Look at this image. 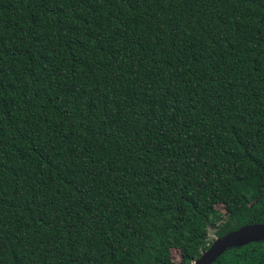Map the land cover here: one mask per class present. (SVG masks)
Returning a JSON list of instances; mask_svg holds the SVG:
<instances>
[{
    "label": "trees",
    "instance_id": "obj_1",
    "mask_svg": "<svg viewBox=\"0 0 264 264\" xmlns=\"http://www.w3.org/2000/svg\"><path fill=\"white\" fill-rule=\"evenodd\" d=\"M256 222L264 0H0V264H191Z\"/></svg>",
    "mask_w": 264,
    "mask_h": 264
},
{
    "label": "water",
    "instance_id": "obj_2",
    "mask_svg": "<svg viewBox=\"0 0 264 264\" xmlns=\"http://www.w3.org/2000/svg\"><path fill=\"white\" fill-rule=\"evenodd\" d=\"M264 240V223H247L213 239L191 264H211L225 249Z\"/></svg>",
    "mask_w": 264,
    "mask_h": 264
},
{
    "label": "rangeland",
    "instance_id": "obj_3",
    "mask_svg": "<svg viewBox=\"0 0 264 264\" xmlns=\"http://www.w3.org/2000/svg\"><path fill=\"white\" fill-rule=\"evenodd\" d=\"M215 208L217 210H219L220 212H223L222 207H221L220 204H216ZM207 229H208L207 241L211 242L213 239L216 238L215 233H214V229L211 226H209V225H208ZM171 257H172V259L174 261L178 260V251H177V249H173V248L171 249Z\"/></svg>",
    "mask_w": 264,
    "mask_h": 264
}]
</instances>
